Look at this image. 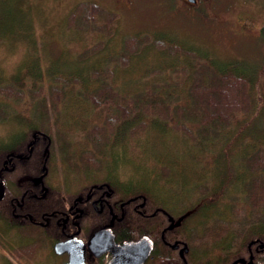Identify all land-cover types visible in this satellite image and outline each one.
Here are the masks:
<instances>
[{"label":"rangeland","instance_id":"rangeland-1","mask_svg":"<svg viewBox=\"0 0 264 264\" xmlns=\"http://www.w3.org/2000/svg\"><path fill=\"white\" fill-rule=\"evenodd\" d=\"M82 1L86 0H0V87L14 83L28 96L40 85L57 84L54 78L76 79L78 84L66 88L67 97L60 119L76 126L82 124V132L86 133L95 123H102L107 112H113L111 107L94 109L82 99L80 91L95 87L92 72L102 68L112 54L120 51L124 36L155 35L168 46L192 51L196 58L171 54L167 49L157 50L153 45L145 46L129 67L115 70L117 90L128 94L157 84L162 87V95L173 94L184 101L192 81V70L204 60H213L220 69L230 68L250 78L253 105L249 112L238 114L239 122L224 130L221 141L213 147H205L213 149L207 151L206 156L212 152L217 158H200L203 153H199V148H195L188 137L167 131L172 123L162 127L148 120L146 130L131 141L132 147L124 145L122 148L117 167L134 180L145 183L144 186L152 182L165 187L163 192L168 197H175L177 205L191 204L195 200L183 201L182 193H174V188L181 191V185L174 180L182 179L184 184L191 186L201 178L215 183L213 179L217 177L219 181L229 166L235 168L233 186H236L238 178L244 176L245 169L241 165L244 156L254 149L264 148V31L260 27H264V0H201L197 6L183 0H92L119 13L111 35L79 33L64 26L68 13ZM249 17L255 21V28L242 33L240 25ZM100 41L105 42L103 52L91 55L87 61L79 59L82 52ZM22 74L24 83L17 79ZM0 105H7L12 119L24 123L0 124V144L9 143L19 134L25 120L30 121L26 114L33 102L28 97L22 101L0 97ZM36 123L40 125L38 121ZM63 138L58 144L60 147L66 141ZM109 158H104L108 163L91 168V172L101 177L105 175L108 168L115 165ZM77 162L72 160L63 165L64 173L72 175L71 180L75 182L82 171V168L75 170ZM164 162L169 163L171 169L165 180L160 178L159 170L153 164L162 166ZM143 174L148 175L150 181ZM234 195L242 198L241 189H236ZM242 202L243 199L238 204L245 206ZM167 206L172 204L167 202ZM172 208L178 211L177 206ZM224 212L216 209L212 214L223 216ZM195 215L196 220L199 215ZM187 225L198 227L192 220ZM25 226L15 230L21 235H32L26 229L29 226ZM5 230L6 225L0 222V244L4 251L8 247ZM33 235L38 234L34 232ZM14 237L16 235L7 236L10 241ZM0 264H7L1 248Z\"/></svg>","mask_w":264,"mask_h":264},{"label":"trees","instance_id":"trees-1","mask_svg":"<svg viewBox=\"0 0 264 264\" xmlns=\"http://www.w3.org/2000/svg\"><path fill=\"white\" fill-rule=\"evenodd\" d=\"M119 16V13L95 1L86 0L71 9L66 16L64 26L79 33L111 35L112 26ZM148 45H153L157 50L167 49L171 54L180 53L196 58L192 51L168 46L166 42L149 33L124 36L120 51L115 55L112 54L102 68L92 72L95 87L80 91L82 99L90 103L94 109L111 107L113 112H107L102 123H95L86 131L83 136L86 138L85 147L82 149L86 152H82L83 154L78 157V162L74 164L75 170H81L82 167L85 169L99 167L101 160L95 158V153L107 151L112 141L113 152L116 151L119 156L124 145L132 147L131 141L133 142L140 132L146 130L148 120L162 127L172 123L169 127L166 126L167 131L188 137L195 144L194 147L199 148V153H203L202 156L199 155L200 158H217L212 152L206 156V152L213 149L205 147L215 146L222 140L224 130L239 122L238 114L251 110L253 99L250 78L230 68L220 69L219 64L213 60H204L198 68L192 70V81L184 101L182 97L173 94L162 95L160 92L162 87L157 84L128 94L117 90L115 70L129 67L132 59ZM104 48V41L97 42L82 52L79 59L87 61L88 57L103 52ZM17 79L23 82V74L18 75ZM53 80L59 85H40L28 96L23 91H19L16 84L9 83L0 87V97L15 101H22L28 97L33 102V106L31 109L28 108L26 114L32 119L29 121V124L33 125L30 132L47 131L51 135L54 130L55 135L57 131L59 134L57 136L62 139L61 128L65 122L60 117L67 97L66 88L78 81L62 77ZM8 108L7 105H0V124L18 121L12 119ZM129 143L130 146L127 145ZM61 149L63 152H68L67 145H61ZM248 154L241 163L245 172L244 176L238 178L239 182L235 184L237 187L233 186L235 168L229 166L219 181L215 176L216 178L213 179L215 183L201 178L197 179V184L193 183L191 186L184 184L182 179L174 180L181 185V191L174 188V193L177 191L182 193L185 198L183 201L195 200L191 204H181V210H195V214L199 215L198 219H194L198 225L195 227V232L199 235L201 247L206 250V256L211 259L212 264H232L239 258L248 259L250 247L252 246L253 249L258 247L254 244L256 242H253L255 239H259L258 243L264 246V148L254 149ZM222 157L218 158L224 162ZM153 164L159 170L160 178L165 180L170 176L169 163L164 162L162 166L160 163ZM202 164L205 166L203 160ZM32 166L27 164L25 167ZM173 171L174 169L172 173ZM146 176L148 179V175ZM134 181L136 186L142 184ZM147 184L156 185L152 182ZM156 186L165 189L161 185ZM239 188L242 198L234 195V191ZM242 199L241 204L245 206L238 204ZM216 209L225 211V215L212 214ZM44 246L45 244L39 241L37 244L12 248L11 255L19 262H32ZM262 249L255 253L253 264H264V248Z\"/></svg>","mask_w":264,"mask_h":264},{"label":"flooded vegetation","instance_id":"flooded-vegetation-1","mask_svg":"<svg viewBox=\"0 0 264 264\" xmlns=\"http://www.w3.org/2000/svg\"><path fill=\"white\" fill-rule=\"evenodd\" d=\"M183 1L197 6L201 0H195V4ZM260 27L263 32L264 27ZM240 28L242 33L252 31L255 21L249 17ZM19 121L14 122L24 124ZM25 122L13 141L0 144V179L6 188L0 202V222L7 228V264H113L120 246L143 238L152 242L143 264H212L195 227L187 225L194 222L195 210H181V205L175 204L176 198L168 197L156 185L136 186L133 176L117 167L121 153L118 156L113 152V141L107 151L95 153V158L102 165L109 162L104 158L110 157L115 165L102 177L82 167L75 182L72 175L64 173L63 165L76 162L86 152L82 150V124L64 123L61 130L68 152H63L57 131L58 136L54 130L51 135L47 131L30 132L33 125ZM27 164L33 166L27 168ZM167 202L172 206H167ZM176 206L178 211L172 208ZM20 226L32 235L19 234L15 228ZM9 235L16 237L10 241ZM258 240L253 241L258 247H250L246 263L238 264H247L251 258L253 264L255 253L263 250ZM39 241L45 246L32 262H19L12 257V248ZM59 244L63 247L56 248Z\"/></svg>","mask_w":264,"mask_h":264},{"label":"water","instance_id":"water-1","mask_svg":"<svg viewBox=\"0 0 264 264\" xmlns=\"http://www.w3.org/2000/svg\"><path fill=\"white\" fill-rule=\"evenodd\" d=\"M189 1L192 3L195 2V0H189ZM47 151L48 148H46V152ZM44 169H46L45 165H44ZM5 195H6V188L3 180L0 179V202L5 198ZM124 245L119 247L120 250L118 253L115 252L116 257L115 260L113 261V264H143L147 259V257L149 256L152 248V242L149 238H143L139 242H130ZM59 247H63V246H61L60 244L56 246V248ZM260 247L261 249L264 248L262 244H260ZM238 263H246V260L244 258H241L234 261L232 264H238ZM247 264H252V258L251 261Z\"/></svg>","mask_w":264,"mask_h":264},{"label":"bare ground","instance_id":"bare-ground-1","mask_svg":"<svg viewBox=\"0 0 264 264\" xmlns=\"http://www.w3.org/2000/svg\"><path fill=\"white\" fill-rule=\"evenodd\" d=\"M186 152V151H185Z\"/></svg>","mask_w":264,"mask_h":264}]
</instances>
